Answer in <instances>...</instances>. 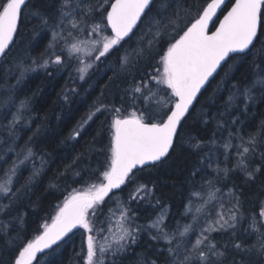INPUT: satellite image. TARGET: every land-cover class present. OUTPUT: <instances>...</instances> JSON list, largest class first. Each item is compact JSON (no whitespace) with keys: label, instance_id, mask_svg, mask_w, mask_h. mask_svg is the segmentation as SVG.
<instances>
[{"label":"snow or ice","instance_id":"obj_1","mask_svg":"<svg viewBox=\"0 0 264 264\" xmlns=\"http://www.w3.org/2000/svg\"><path fill=\"white\" fill-rule=\"evenodd\" d=\"M29 3L30 0H0V58H7L21 37V18ZM184 4H187V0H184ZM184 4L171 10L170 0H102L97 4H92L90 0H53V4L40 0L39 5L33 6L30 15L39 20L42 28L51 32V39L40 56L31 59L33 67L27 66L23 58L16 61L15 68L20 72L18 83L28 71L47 69L50 65L64 70L71 66L73 60L79 65L76 68L79 78L84 80L95 63L114 54L118 71L109 77V82L123 83L133 70L150 68L154 57L158 56L159 59L154 73L141 72L139 80L133 77L132 83L123 89L124 95L131 96L133 102L138 99L144 101L141 111H131L125 115L124 106L105 103L104 90L101 91V96L91 106L93 110L82 117L78 128L73 130L74 137L79 136L97 113H108L112 117L108 125L109 141L104 162L90 173L95 181L83 190H73L65 197L51 217V222H45L37 229L38 234L34 238L14 248L9 264H33L34 261L39 264L37 254L52 249L53 245L59 247L58 242L74 229H83L87 234L84 264H105L108 253L111 254L112 264H119L121 254L128 250L130 244L137 242L138 234L144 228L136 225L130 203L117 198L116 191H123L128 184H135L128 196L130 202L142 200L150 194L147 184L136 183V174L162 163L176 149L178 141L183 139L185 122L191 116L202 89L211 82L210 78L214 79L223 70L222 79H227L236 63L247 61L253 79L242 89L238 84L233 87L237 88L245 101L253 99L251 90L255 85H261L264 90V0H231L230 7H227L226 0H203V3L194 0L187 7ZM220 13H223L222 18ZM181 20H184L183 24ZM20 42L24 41L21 39ZM233 99V96H229L227 103L231 104ZM25 104L26 101H21V108ZM237 123L238 119L234 118L232 124ZM218 127H224V124L218 123ZM241 132L242 129L230 131L223 145L226 153L229 148L236 150L233 169L221 170L217 167L216 172L219 175L223 171L227 176L229 171L238 169L245 173L248 180H254L257 173L264 171V163L252 167V157L257 148L264 149V120L256 132L247 134V139ZM233 137L239 140L238 144H232ZM188 139L190 142L193 138L189 136ZM210 142L216 143L215 133ZM202 145L201 140L192 147L200 150ZM33 155L32 150L27 149L24 160L19 163H24ZM260 159L264 162V150L260 152ZM17 167L14 162L0 176V197L9 201L0 211L10 210L21 194L19 188L13 191ZM198 172L199 169H195L193 175ZM76 175L80 176V173ZM205 183L212 187V181ZM219 191H210L204 205L215 200ZM193 196H199V193L194 192ZM106 198L116 200L117 209L110 208L109 212L112 217H116L118 212V218L114 226L109 223L108 231L112 233V239L105 236V243L98 246L97 237L92 233L99 235L104 231L98 224L104 223L100 216L101 205L107 203ZM232 200L229 201L232 205L229 208L220 203L214 219L209 211L205 217L208 222L190 246L178 240L176 232L170 235L163 230L164 214L161 212L148 229H156V234L150 237L152 240L163 239L166 242V254L156 250L157 258L149 261L145 256L141 264H158L159 257H163L162 264H225L229 245L225 243L223 247L220 246L212 233L228 232L233 237L230 246L237 253L248 256V259L240 261L233 258L231 264H264V202L260 205L259 216L253 215L251 218L248 225L251 231L244 230L248 236L256 235L257 240L246 244L245 239L236 237V227L243 218L241 201L234 193ZM196 211L201 213L203 209L197 208ZM193 219L199 222V216ZM193 227L192 224L186 225L179 231V237H186Z\"/></svg>","mask_w":264,"mask_h":264},{"label":"trees","instance_id":"obj_2","mask_svg":"<svg viewBox=\"0 0 264 264\" xmlns=\"http://www.w3.org/2000/svg\"><path fill=\"white\" fill-rule=\"evenodd\" d=\"M90 2L97 4L102 0ZM170 2L171 10L184 4V0ZM193 2L194 0H187L184 6L187 7ZM195 2L203 3V0ZM39 3L40 0H30L29 7L23 10L21 37L17 39L9 56L0 59V176L14 162L17 163L13 191L21 189V194L11 209L0 211V264H9L14 248L27 239L34 238L38 234L37 229L45 222H51V217L73 190H83L95 181L90 173L98 164L104 162L109 141L108 125L112 117L108 113H97L79 136L74 137L73 130L78 128L82 117L93 110L91 106L101 96V91L104 90L105 103L117 107L123 105L125 115L131 111H141L144 101L138 99L133 102L131 96L124 95L123 89L132 83L133 77L139 80L141 72L154 73L156 61L159 59L158 56L154 57L151 61L153 66L150 68L133 70L123 83L109 82V77L118 71V66L114 63L115 54L95 63L84 80L79 78V73L75 72L71 64L64 70L50 65L47 69L28 71L18 83L20 72L15 68L16 61L23 58L27 61V66L33 67L31 59L38 58L51 39V32L42 28L39 20L30 15L33 6ZM47 3L53 4V0H47ZM230 5L231 1L227 7ZM226 10L227 8L224 9ZM183 23L184 20H181V24ZM21 39L23 43L20 42ZM223 77L224 71L221 70L200 94L191 116L185 122L183 139L178 141L171 155L155 167L145 168L136 174V183L147 184L150 194L142 200L130 202L128 196L135 184H128L123 187V191H116L117 198L124 203H130L136 225L144 228L138 234L137 242L130 244L128 250L121 254L119 264H141L145 256L151 261L157 258L156 250L166 254V242L163 239L152 240L150 237L156 234V229H148L161 212L164 214L161 225L163 230L170 235L176 232L177 239H184L190 246L195 242L200 229L208 222L205 217L209 211L214 219L220 203H224L226 208L232 206L229 201L232 200L233 193L240 198V210L243 213V218L236 227V237L245 239L246 244L257 240L256 235L248 236L244 230L248 229L253 215L259 216L260 205L264 202V171L257 173L254 180H248L245 173L238 169L229 171L227 176L223 171L218 175L216 169H233L236 163L235 148H229L226 153L223 147L230 131L242 129L241 135L247 139L248 133L258 130L260 122L264 120V90L261 85H255L251 90L253 99L245 101L238 94L237 88L233 87L238 84L242 89L253 79L247 61L236 63L230 77L222 79ZM152 85L156 87L155 81ZM229 96L234 97L231 104L227 103ZM21 101H26L23 108L20 106ZM234 118L239 123L233 125ZM218 123L224 124V127H218ZM213 133L215 144L210 142ZM189 136L193 138L190 142ZM201 140V149H194L192 145ZM231 142L235 145L239 140L233 137ZM27 149H31L34 155L20 164L19 161L24 160ZM262 150L264 149L258 147L252 157L253 168L264 163L260 159ZM195 169H199V172L193 175ZM36 170L39 171L34 176ZM77 172L80 176L76 175ZM209 180L212 181L211 188L205 183ZM215 189L220 190L216 193V199L205 206L204 200L208 199V193ZM194 192L199 193V196H193ZM106 201L107 203L101 205L100 220L104 223L98 224L104 231L99 235L92 233L97 237V242L101 240L103 244L109 223L114 226L118 218V212L116 217H112L109 212L110 208L117 209L116 200L106 198ZM8 203L7 199L0 197V208ZM232 203L235 201L232 200ZM197 208H202L203 211L197 213ZM194 216H199L198 223L194 221ZM190 224L194 226L192 231L184 238L179 237V231ZM86 236L83 229H78L61 242L59 247L55 245L49 252L38 256L39 264H84ZM212 236L220 246L223 247L225 243L229 245L225 264H231L233 258L236 261L248 259V256L237 253L230 246L233 239L231 232L212 233ZM106 256L105 264H112L111 254ZM162 261L163 257H159L158 264H162ZM33 264L37 262L34 261Z\"/></svg>","mask_w":264,"mask_h":264},{"label":"water","instance_id":"obj_3","mask_svg":"<svg viewBox=\"0 0 264 264\" xmlns=\"http://www.w3.org/2000/svg\"><path fill=\"white\" fill-rule=\"evenodd\" d=\"M230 1H231V0H226V4H228ZM230 6H231V5H230ZM230 6H229V7H230ZM226 11H227V10H226ZM226 11H225V12H226ZM219 15H220V18H222L223 13H220ZM216 23L218 24L219 21L217 20ZM210 27H211V26H210ZM212 30H213V31L215 30L214 27H212ZM0 59H1V58H0ZM210 80H212V79L210 78ZM207 85H208V84H207ZM207 85H206V87H207ZM206 87H205V88H206ZM203 90H204V89H202V92H203ZM199 96H200V95H199ZM77 230H78V229H74L72 233H69V235L66 236V237L64 238V240H66L69 236H71V235H72L73 233H75ZM64 240H63V241H64ZM63 241L58 242V244H60V243L63 242ZM54 246H55V245H53V247H54ZM53 247H52V248H53ZM50 250H51V249H46L44 253L49 252ZM44 253H43V254H44ZM37 255L40 256V255H42V254L38 253Z\"/></svg>","mask_w":264,"mask_h":264},{"label":"rangeland","instance_id":"obj_4","mask_svg":"<svg viewBox=\"0 0 264 264\" xmlns=\"http://www.w3.org/2000/svg\"><path fill=\"white\" fill-rule=\"evenodd\" d=\"M71 64L75 68V72H76V68L79 66L78 63H77V61L73 60ZM109 234H110V236H108ZM105 236H108L110 240L112 239V233L109 232L108 230H107V233H106ZM183 241H184V239H183ZM97 244L99 246V245L103 244V242H101V240H100V241L97 242Z\"/></svg>","mask_w":264,"mask_h":264}]
</instances>
